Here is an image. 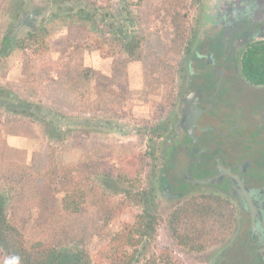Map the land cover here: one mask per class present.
Instances as JSON below:
<instances>
[{
	"label": "rangeland",
	"instance_id": "1",
	"mask_svg": "<svg viewBox=\"0 0 264 264\" xmlns=\"http://www.w3.org/2000/svg\"><path fill=\"white\" fill-rule=\"evenodd\" d=\"M161 1L0 0V50L4 51L0 53V197L14 220L25 222L29 241H62L73 246L83 226L85 245L94 256L144 209V204L129 203L106 220L88 202L81 215L45 216L32 190L45 178L52 149L63 163L102 161L116 175L130 169L129 157L152 148L153 165L140 174L141 188L153 189L162 168L167 176L172 173L160 157L168 150L167 137L159 140L151 132L163 125L159 123L166 109L161 105L170 92L169 85L156 82L150 73L153 61L168 52L173 37ZM200 4L193 8L190 23L198 18ZM30 14L35 20L26 21ZM43 17L49 51L34 55L30 48L3 44L5 35L22 37ZM135 34L144 36L140 60L128 57L123 48ZM177 55L170 53L169 60L173 57L177 64ZM21 100L31 106L20 105ZM25 108L29 110L23 112ZM36 108L41 109L38 115L29 113ZM54 128L64 130V137L51 136ZM31 180L30 191L23 190ZM105 180L96 176L94 183L116 205L124 198L125 187ZM187 188V184L176 186L179 191ZM50 192L61 206L63 193L56 195L53 188ZM201 192L207 191L195 188L187 196ZM156 196L151 208L162 221L139 245L134 264H249L245 236L234 234L227 243L201 252L178 246L167 218L186 196ZM166 248L168 257L163 256Z\"/></svg>",
	"mask_w": 264,
	"mask_h": 264
},
{
	"label": "flooded vegetation",
	"instance_id": "2",
	"mask_svg": "<svg viewBox=\"0 0 264 264\" xmlns=\"http://www.w3.org/2000/svg\"><path fill=\"white\" fill-rule=\"evenodd\" d=\"M199 4L159 123L157 139L167 137L168 148L159 156L172 173L162 168L150 206L158 194L187 197L195 188L224 197L235 207L234 234L246 237L248 263L264 264V0Z\"/></svg>",
	"mask_w": 264,
	"mask_h": 264
},
{
	"label": "trees",
	"instance_id": "3",
	"mask_svg": "<svg viewBox=\"0 0 264 264\" xmlns=\"http://www.w3.org/2000/svg\"><path fill=\"white\" fill-rule=\"evenodd\" d=\"M198 3L199 0L161 1L162 10L170 19L173 37L168 52L162 57H157L155 59L157 62L153 61L150 73L155 76L156 82L170 86V92L164 104L161 105L166 110L170 106L172 83L178 72L174 58L171 57L169 60V55L189 50L195 29L194 23H190V17ZM31 20H35L34 14H30L26 19V21ZM45 21L46 17H43L39 22H35L22 37L14 38L9 34L5 35L3 44L8 45L9 48H30L34 55L49 51L50 43L47 28L44 26ZM143 42L144 36L133 35L123 44L125 54L131 59L140 60L144 55ZM0 53L4 51L0 50ZM125 66L123 64V67ZM122 85L123 88L126 86V84ZM19 104L31 106V103L28 101L24 103V100H21ZM28 110L29 108H25L23 112ZM40 112L41 109L36 108L29 113L38 115ZM160 130L158 126L151 132L158 137ZM64 132L60 128H54L51 130V136L63 138ZM154 152L152 148L144 152H136L128 158L130 169L114 175L112 170L103 167L102 161L63 163L57 159L56 149H52L48 154L45 178L32 190L39 196V205L43 207L45 216L53 217L62 212L68 216L81 215L83 207L88 202L95 204L99 214L103 213L106 220L117 215L129 203L144 204V209L135 214L133 221L126 222L122 230L112 235L93 256L85 245L86 227L83 226L73 246L62 241L42 239L29 241L26 237L25 222L14 220L5 200L0 197V264H134L139 245L146 236L157 229L162 221V216L150 206L154 197L152 188H141L139 178L143 171H148L153 165L151 155ZM26 176L31 177L28 174ZM96 176L104 177L106 183L123 185L124 198L116 205L110 203V197L99 184L94 183ZM32 181L26 182L27 185L23 190L30 191L34 185ZM51 188L55 189L56 195L57 192L63 193L61 206L57 204V199H51ZM167 221L178 246L199 252L227 243L234 235L237 226L234 205L227 203L224 197L211 192L187 196L170 211ZM129 248L133 250L129 251ZM163 256H169L167 248L163 251Z\"/></svg>",
	"mask_w": 264,
	"mask_h": 264
},
{
	"label": "water",
	"instance_id": "4",
	"mask_svg": "<svg viewBox=\"0 0 264 264\" xmlns=\"http://www.w3.org/2000/svg\"><path fill=\"white\" fill-rule=\"evenodd\" d=\"M187 129L190 131V133L192 134V128H190V127H187ZM194 182L195 183H203V182H208L207 180H204V179H194ZM249 207L251 208V210L254 212V210L253 209H255V206L251 203V202H249ZM254 221H253V228H255V225H254Z\"/></svg>",
	"mask_w": 264,
	"mask_h": 264
}]
</instances>
